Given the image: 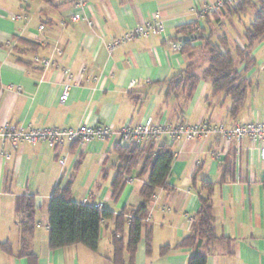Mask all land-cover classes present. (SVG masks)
Returning <instances> with one entry per match:
<instances>
[{
    "label": "crops",
    "instance_id": "0c3cea01",
    "mask_svg": "<svg viewBox=\"0 0 264 264\" xmlns=\"http://www.w3.org/2000/svg\"><path fill=\"white\" fill-rule=\"evenodd\" d=\"M202 1L86 0L80 12L92 19L94 24L89 26L85 20H71L78 11L74 0H0V126L73 128L99 124L119 128L150 116L161 123L203 121L227 128L264 120V37L253 42L249 50L252 63L246 69L234 56L237 70L248 81L235 119L228 114L230 99L223 93L213 94L207 79L198 81L189 99L180 92L166 95V80L186 64L193 62L196 74L208 65L205 51L201 57L197 54L201 41L194 40L189 30L176 33L179 26L195 24L205 40L234 55L236 46L246 45L245 30L253 18V3L260 2L242 0L209 17L198 13ZM155 13L163 23L161 33L107 49L112 39L150 21ZM172 40H190V46L197 50L188 56L173 49L168 43ZM34 55L49 59L51 64H34ZM62 69H68L72 76L80 74L64 102L59 100ZM131 81H135L133 86ZM166 140L162 137L139 147L145 155ZM117 144L116 136L89 143L66 141L60 150L45 142H22L9 159L0 158V243L8 246V250L0 247V264H30L27 256L19 254L15 211L16 198L24 194L34 199L30 247L35 264H113L109 260L113 220L102 223L94 251L79 243L50 249L48 207L52 190L67 183L74 201L102 203L115 214L124 207L136 209L142 204L139 188L148 174L139 177L138 170L144 158L123 180L119 196L112 199L111 181L119 164ZM221 147L216 134L172 145L175 159L167 178L169 189L158 188L147 202L150 252H146L143 231L134 264H187L195 248L174 246L193 229L204 180L214 182L213 228L221 237L208 245L206 264H264V161L259 143L242 137L231 141L225 151ZM225 167L228 171L220 180ZM126 232L127 226L125 241ZM166 245L170 248L161 253L160 248Z\"/></svg>",
    "mask_w": 264,
    "mask_h": 264
},
{
    "label": "trees",
    "instance_id": "16d2710c",
    "mask_svg": "<svg viewBox=\"0 0 264 264\" xmlns=\"http://www.w3.org/2000/svg\"><path fill=\"white\" fill-rule=\"evenodd\" d=\"M241 1L237 0L235 3L227 5L234 6ZM253 6L255 9L252 21L245 30L246 45L244 48L236 46L234 55L228 50H221L217 44L205 40L199 30L196 29L195 24L179 26L176 29V33H187L189 30L194 40L201 41L199 48L206 49L208 65L201 74H196L194 63L186 64L182 70L166 80V95L172 92L177 94L180 92L184 99H189L198 81L204 78L210 82L213 94L223 93L230 99L228 114L232 119L237 117L244 103L248 81L237 70L234 56L244 62L246 69L247 65L252 63L249 50L253 42L264 37V0L253 3ZM242 9L246 8L242 7ZM189 41L178 43L179 51L192 56L197 48L190 46ZM27 42L33 44L30 41ZM115 152L119 164L111 181L112 199L115 200L119 196L123 180L138 165L140 159L144 158L143 164L138 170L139 177L148 174L147 180L139 188V194L143 200L142 204L136 209L124 207L115 214L103 206L98 207L74 201L70 196L68 183L63 187L56 186L52 190L48 207V246L50 249L79 243L94 251L98 247L102 223L113 220L111 236L113 251L109 259L113 264H134V253L143 231L146 252H150L151 228L147 221L149 216L147 202L158 188L169 189L167 178L175 159L172 144L162 143L157 146L154 152L144 155V150L139 146L131 147L118 143L115 146ZM227 167L229 166L227 165ZM227 171L228 168H223L220 180H224ZM213 187L214 182L212 181L204 180L201 182V189L198 192L199 209L195 216L193 229L174 246L195 248V252L189 257L187 264H206L208 245L221 238L215 235L213 228L214 215L211 200ZM15 211L18 216L20 231L19 254L27 256L30 264H35L36 257L30 247L34 226L33 196L24 194L17 197ZM125 226H127L126 241L124 240ZM0 247L8 250L5 243H0ZM169 248L167 245L163 246L160 248V252L163 253ZM125 252L127 257L124 256Z\"/></svg>",
    "mask_w": 264,
    "mask_h": 264
},
{
    "label": "built area",
    "instance_id": "2783aa9c",
    "mask_svg": "<svg viewBox=\"0 0 264 264\" xmlns=\"http://www.w3.org/2000/svg\"><path fill=\"white\" fill-rule=\"evenodd\" d=\"M237 0H203L198 13L202 16L213 17L218 15L227 4L235 3ZM86 5V0H74V6L78 9L71 15L72 21L85 20L89 26H93L92 19L82 15L80 10ZM20 16H16L19 18ZM41 28V26H40ZM164 30L159 14L155 13L150 21L139 24L125 31L122 35L112 39L107 49L111 50L139 37H149ZM173 49L179 50L177 42L168 41ZM32 61L36 65L47 67L51 64L49 59L34 55ZM64 79L62 81L63 90L59 100L66 101L70 85L78 83L80 74L72 76L68 69H62ZM135 81L130 82L133 86ZM210 134H216L221 140V151H225L231 141H239L242 137H249L259 143V152L264 161V120L253 122L235 123L230 127L213 126L203 121L197 122H177L175 124L161 123L148 116L140 123H128L122 127L115 128L112 125L80 124L73 128L60 127H22L19 125L2 124L0 126V158L9 159L18 145L27 142L32 145L38 142H45L48 146L60 150L66 141H78L89 143L92 140H106L111 136H116L118 143L131 147L141 146L148 141L166 138L170 144L180 141H197ZM64 162V158L59 160ZM128 180V179H126ZM95 206L102 207V203Z\"/></svg>",
    "mask_w": 264,
    "mask_h": 264
},
{
    "label": "rangeland",
    "instance_id": "374dc122",
    "mask_svg": "<svg viewBox=\"0 0 264 264\" xmlns=\"http://www.w3.org/2000/svg\"><path fill=\"white\" fill-rule=\"evenodd\" d=\"M205 51V53H206V49H200L199 51H197V54H199L198 56H200L201 57V54H202V52H204ZM201 62H203L202 61V58H201Z\"/></svg>",
    "mask_w": 264,
    "mask_h": 264
},
{
    "label": "water",
    "instance_id": "95a60500",
    "mask_svg": "<svg viewBox=\"0 0 264 264\" xmlns=\"http://www.w3.org/2000/svg\"><path fill=\"white\" fill-rule=\"evenodd\" d=\"M181 38H183V37H179V39H181Z\"/></svg>",
    "mask_w": 264,
    "mask_h": 264
}]
</instances>
